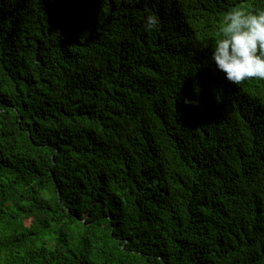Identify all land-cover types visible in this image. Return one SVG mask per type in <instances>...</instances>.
I'll return each mask as SVG.
<instances>
[{"label": "trees", "instance_id": "obj_1", "mask_svg": "<svg viewBox=\"0 0 264 264\" xmlns=\"http://www.w3.org/2000/svg\"><path fill=\"white\" fill-rule=\"evenodd\" d=\"M170 4L0 0V264H264V80L209 65L264 0Z\"/></svg>", "mask_w": 264, "mask_h": 264}, {"label": "clouds", "instance_id": "obj_2", "mask_svg": "<svg viewBox=\"0 0 264 264\" xmlns=\"http://www.w3.org/2000/svg\"><path fill=\"white\" fill-rule=\"evenodd\" d=\"M170 1L169 5L177 9L179 5L170 4ZM193 1L197 5V14L202 16L201 23L206 22L211 13L208 10L210 0ZM172 2L179 3L181 0ZM159 25L158 16L148 14L145 17L146 30H155ZM216 36L209 53L210 66L225 73L226 79L235 85L252 79L264 80V8L229 11Z\"/></svg>", "mask_w": 264, "mask_h": 264}]
</instances>
